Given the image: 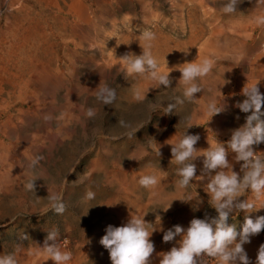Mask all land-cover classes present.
Segmentation results:
<instances>
[{
	"label": "rangeland",
	"instance_id": "rangeland-1",
	"mask_svg": "<svg viewBox=\"0 0 264 264\" xmlns=\"http://www.w3.org/2000/svg\"><path fill=\"white\" fill-rule=\"evenodd\" d=\"M227 3L0 0V256L12 254L17 264H53L41 246L55 229L60 250L72 253L68 264H111L99 243L107 227L147 213L145 220L157 229L150 239L153 264H159V253L181 239L165 243L164 231L217 215L208 203L207 180L199 177L203 157L194 161L198 177L187 190H178L168 143L186 131L199 135L198 155L226 145L231 130L245 122L246 114L236 107L245 99L243 88L258 82L264 95V0H238L232 13L224 12ZM145 30L155 33L151 52L162 72L186 62L214 63L198 99L177 105L172 114L164 108L182 97L181 73L173 70L171 87L158 88L146 76L126 75L119 59L126 52L142 53ZM99 84L115 89L112 104L96 100ZM212 96L223 104L213 117L206 107ZM153 103L161 107L152 111ZM88 108L94 117L87 116ZM189 118L195 126L187 129ZM153 138L161 157L150 146ZM254 148L264 155V143ZM228 159L239 172L242 162L230 150ZM144 175H155L158 184L141 187ZM53 195L63 204L62 213L53 209ZM186 195L190 202L181 201ZM243 195L253 199L251 192ZM170 202L167 212H153ZM250 215L264 216V208ZM244 219L241 211L228 223L239 231ZM261 244L264 230L244 245L252 264ZM204 264L218 261L205 257Z\"/></svg>",
	"mask_w": 264,
	"mask_h": 264
},
{
	"label": "clouds",
	"instance_id": "clouds-1",
	"mask_svg": "<svg viewBox=\"0 0 264 264\" xmlns=\"http://www.w3.org/2000/svg\"><path fill=\"white\" fill-rule=\"evenodd\" d=\"M238 0H228L224 5V12L232 13L236 10ZM142 39L147 42L142 53L137 55L126 52L119 59L122 61L126 75L146 76L154 82L156 87L170 88L172 79L170 73L178 70L181 73L178 83L183 84L182 97L175 98V103H169L164 108L165 114L174 113L177 105L197 100V94L204 91L201 81L212 73L214 63L204 59L200 63L186 62L183 67H175L172 71H160V65L151 52V41L155 39V33L145 30ZM166 60V57H165ZM167 61V60H166ZM96 91V100L104 105H110L116 97L115 89L107 84H99ZM245 99L238 102L236 107L245 113V122L231 130L230 139L225 143H218L214 148L201 152L195 147L199 141V135L185 133L180 139L171 145L170 163L176 165L177 175L180 179L176 182L178 190H187L192 182L198 177L197 166L194 163L199 157H203V168L199 176L207 180L206 190L209 205L215 209V217L205 216L204 219L193 218L187 229L175 225L173 229L164 231L163 242L169 243L176 236H180L178 246H173L169 251L160 252L159 264H204V258L210 257L218 261V264H252L244 245L251 242V237L258 235L264 230V216L253 218L250 214L264 208L257 207L258 201H264V155L256 151L254 146L264 143V95L261 94L258 82L251 86H245L242 90ZM138 100L143 99L139 92L136 93ZM217 97L212 96L207 103V112L213 117L223 111V104L217 103ZM156 111L161 105L153 103L150 106ZM95 111L88 108L87 116L94 117ZM239 120V116L236 117ZM150 121V120H149ZM123 123V122H121ZM191 119H188L187 129L193 127ZM186 129V130H187ZM150 145L156 155L161 157V145L155 148V139ZM229 150L234 154L236 162L240 163V171L233 169L229 161ZM35 163V161L33 162ZM214 173V174H213ZM145 189L154 188L158 184L155 175H144L138 180ZM27 187L33 189L34 182H29ZM251 192L253 199L245 198L243 194ZM92 194H89L91 198ZM243 197V199H242ZM52 207L57 213L64 211L62 203L58 202L55 195L50 197ZM192 197L186 195L182 202H190ZM173 202V201H172ZM156 207L157 210L167 212L172 205ZM160 204V201H156ZM243 211L244 223L238 231L234 224H229V218L233 214ZM147 214V213H146ZM130 216L127 223L119 227L109 225L106 234L99 243L108 251L111 264H153L155 253L154 242L150 239L157 229L147 222L145 216ZM161 224V216L156 215ZM151 229V231H150ZM163 231V229H160ZM58 230L49 231L43 241L42 250L46 252L53 264H68L72 259V253L61 251L58 244ZM157 255V254H156ZM0 264H17L12 254L0 256ZM256 264H264V244H261L256 257Z\"/></svg>",
	"mask_w": 264,
	"mask_h": 264
}]
</instances>
